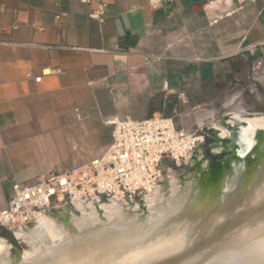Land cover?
<instances>
[{"label":"crops","instance_id":"0c3cea01","mask_svg":"<svg viewBox=\"0 0 264 264\" xmlns=\"http://www.w3.org/2000/svg\"><path fill=\"white\" fill-rule=\"evenodd\" d=\"M103 1L100 23L95 2L0 0V212L14 183L102 157L110 117L195 132L205 103L264 83V0Z\"/></svg>","mask_w":264,"mask_h":264},{"label":"bare ground","instance_id":"6f19581e","mask_svg":"<svg viewBox=\"0 0 264 264\" xmlns=\"http://www.w3.org/2000/svg\"><path fill=\"white\" fill-rule=\"evenodd\" d=\"M231 119L251 130L235 139L222 178L200 152L199 172L172 181L169 197L159 182L145 194V218L135 199L75 202L14 230L28 245L17 256L0 240V264H264V115L237 106ZM221 121L210 123L228 139L232 121Z\"/></svg>","mask_w":264,"mask_h":264},{"label":"built area","instance_id":"2783aa9c","mask_svg":"<svg viewBox=\"0 0 264 264\" xmlns=\"http://www.w3.org/2000/svg\"><path fill=\"white\" fill-rule=\"evenodd\" d=\"M173 1L176 0H148V4L155 8ZM79 2L83 5L97 3L89 17L104 22L108 3L103 0ZM40 81L41 78L36 79L37 83ZM107 124L113 128V140L102 157L41 177L31 184L14 183L13 199L0 212V227L10 231L30 227L40 217L75 202L137 199L154 190L166 167L185 165L206 141L202 130L187 132L179 128L174 119L163 116L142 121L110 117Z\"/></svg>","mask_w":264,"mask_h":264},{"label":"rangeland","instance_id":"374dc122","mask_svg":"<svg viewBox=\"0 0 264 264\" xmlns=\"http://www.w3.org/2000/svg\"><path fill=\"white\" fill-rule=\"evenodd\" d=\"M254 93H255V96L254 98H252L248 94H245V95L241 94L240 96V95H237L238 91H229V95L224 97L222 100H219L216 102L205 103V105L202 106V109L198 108L195 111L196 117L194 119H197V122H195L194 119H191V120H194V125H190V128L193 127V129L195 128L200 129V130L202 129V133H204L206 137H209L211 141L209 143H206L205 141V143L197 149V151L194 153V155H192L190 160L185 165H182L179 168L174 167L172 165L165 168L163 175L158 181L162 185V190H163V194L165 195V197L170 196L172 181L176 180L177 182H187L191 178L192 174L199 172V166L192 163V159L194 158L196 154L200 152H202V154L204 155L205 161L208 163L207 169L211 175L215 176L216 174H218V172H221L220 169H222V166L224 170V164L227 163L236 154H233V156H229L228 155L229 149L226 150L222 146L219 145L221 139L229 140L230 138L228 139L222 138L219 133L220 131L214 128V126H212L211 123L220 122L221 120H222L221 123L224 120H227V121L231 120L232 122L233 120L235 121V119H231V117H232V110L237 106H241L244 110H246L247 108L257 107L259 100H264V83L263 82L261 85H257ZM218 147L221 148L219 152L213 151ZM231 151H234L233 147L231 148ZM219 156L221 157V159L220 161L217 162L218 164L214 163V165H212L211 164L212 161L210 157L213 158V157H219ZM144 196L145 194L133 200L140 206V214L143 218H145L148 215V209H149L147 200L143 198ZM69 206H73V205L61 207L58 209L57 212L53 213V215L59 214L60 209L67 208ZM0 238H1L0 240L3 239L5 241V244L9 245V255L10 256H14L17 253H21L23 252V250H27L28 248V245L26 243H23L16 238L14 231L12 232L5 228H1Z\"/></svg>","mask_w":264,"mask_h":264},{"label":"flooded vegetation","instance_id":"af4514ba","mask_svg":"<svg viewBox=\"0 0 264 264\" xmlns=\"http://www.w3.org/2000/svg\"><path fill=\"white\" fill-rule=\"evenodd\" d=\"M244 110V109H243ZM246 113L249 114H253V115H264V102H259L258 106L255 108H247L246 110H244ZM256 113V114H254ZM260 113V114H259ZM236 121V122H235ZM232 122V124L230 126H227L226 128L229 130L230 133V139H238V138H243L247 133H249V131L251 130L250 127V123L245 122V121H239V120H235ZM227 120H224L222 122V125L225 126L226 125ZM247 123V124H246ZM244 130V131H243ZM247 130V131H246ZM233 132V133H232ZM240 136V137H238ZM207 139H209V137H206ZM229 140H225V139H221L219 145L222 146L224 149L226 148V150H231V148L233 147L231 141ZM211 141V139H209V142ZM208 142V143H209ZM226 144V145H225ZM226 146V147H225ZM235 147H233V150L235 151ZM209 151V150H208ZM211 161H212V165H214V163H217L218 161H220L221 157H210ZM213 159V160H212ZM218 164V163H217ZM211 165V166H212Z\"/></svg>","mask_w":264,"mask_h":264},{"label":"water","instance_id":"95a60500","mask_svg":"<svg viewBox=\"0 0 264 264\" xmlns=\"http://www.w3.org/2000/svg\"><path fill=\"white\" fill-rule=\"evenodd\" d=\"M230 141H231V143H232L233 146L236 144L235 139H230ZM233 154H236V152H235V151H231V150L228 151V155H229V156H233ZM222 170H223V166H222V169H220L221 172H218V174H216L215 176L212 175V177H213L214 179H216V178H219V179L222 178V177H223V172H222Z\"/></svg>","mask_w":264,"mask_h":264},{"label":"trees","instance_id":"16d2710c","mask_svg":"<svg viewBox=\"0 0 264 264\" xmlns=\"http://www.w3.org/2000/svg\"><path fill=\"white\" fill-rule=\"evenodd\" d=\"M208 142H209V139L206 138V143H208Z\"/></svg>","mask_w":264,"mask_h":264}]
</instances>
